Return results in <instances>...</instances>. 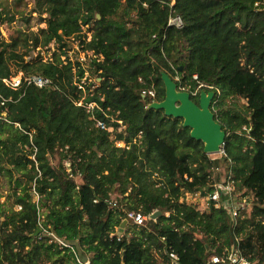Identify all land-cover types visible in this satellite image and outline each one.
Masks as SVG:
<instances>
[{"label": "trees", "instance_id": "1", "mask_svg": "<svg viewBox=\"0 0 264 264\" xmlns=\"http://www.w3.org/2000/svg\"><path fill=\"white\" fill-rule=\"evenodd\" d=\"M32 1L22 20L36 14L45 27L10 41L2 26L18 12L0 4V180L8 186L0 264H77L49 233L89 264H171L169 250L178 264H211L236 239L242 256L264 264V0ZM175 18L181 27L170 25ZM73 42L92 53L89 69L71 60ZM52 45V60L34 56ZM163 72L191 92L213 87L212 110L227 133L220 158L182 119L150 108L165 99ZM15 73L52 85L13 89L3 80ZM91 76L100 82L87 84ZM153 85L156 97H143ZM80 102L97 107L90 113ZM229 174L254 202L234 228L213 203L201 212L181 201L186 192L211 193ZM115 191L119 210L108 205ZM156 210L144 227L129 222L119 240L128 212Z\"/></svg>", "mask_w": 264, "mask_h": 264}, {"label": "built area", "instance_id": "2", "mask_svg": "<svg viewBox=\"0 0 264 264\" xmlns=\"http://www.w3.org/2000/svg\"><path fill=\"white\" fill-rule=\"evenodd\" d=\"M170 25L181 27L182 21L180 18H175L170 21ZM176 79L179 82L181 81L180 76H177ZM194 79L197 80L198 76L195 75ZM85 80L86 79H84V81L79 85V89L85 90L84 89ZM3 82L5 83L6 86L13 89L20 88L23 84L26 86H36L41 89L48 88L52 85V81L50 79L45 78L41 75H32L29 77H24L22 73H20L18 77L12 76L10 78L4 79ZM178 90L189 92L192 95V97H197V96L199 97L200 93L203 90H205L206 92H211L213 90V87L210 86L208 87V89H204V85H200L195 92H191L189 90H186L185 88H181L178 86ZM142 95L143 97L155 98L156 97L155 86L153 85L149 90L143 91ZM77 104L80 106H84L87 109V111L90 113H93L94 109L97 107L95 103L83 104V102H80ZM97 125L102 129H106V125L103 122H98ZM223 153L224 151L222 147L221 154ZM205 200L206 202H208L209 205L213 203L215 208L218 209L222 208L230 214L232 219L231 222L232 228L235 227L237 218L240 217L242 212L243 211L250 212L252 207L254 206V202L249 195H244L242 193L236 192V188L231 174H229V176L226 179H224L222 182L216 183L214 185L213 191L211 193L206 194ZM108 205L109 208L111 209L119 210L116 200L113 199L109 200ZM156 212L157 210L154 211L150 217H146L139 212L131 211L127 213V221L128 223L131 222L135 226L144 227L146 226L148 220L151 219ZM49 236H51V238L62 247H67L73 250L74 254H76L77 256V264H89V261L87 263L83 262V256L80 257L70 243L57 238L56 235L54 234H50ZM122 237H119V240ZM168 254L171 258V264H178L180 262V256L175 251L169 250ZM210 263L211 264H253L244 256H242L238 239H236V243L232 248L225 250V254L223 256H213L210 260Z\"/></svg>", "mask_w": 264, "mask_h": 264}, {"label": "water", "instance_id": "3", "mask_svg": "<svg viewBox=\"0 0 264 264\" xmlns=\"http://www.w3.org/2000/svg\"><path fill=\"white\" fill-rule=\"evenodd\" d=\"M100 18V16H98ZM166 89L165 99L161 102H153L151 109L164 111L167 117L183 120V126L191 130V137L204 144V152L208 155L221 153L225 144L227 133L221 124L215 119L212 103L215 92L203 90L198 97V104L193 100L189 92L179 91L178 85L171 76L165 72L161 74ZM162 212L157 211L152 218L157 219ZM128 221L125 220L117 232L122 236ZM41 232L39 228L35 236ZM125 255V254H124ZM89 259L83 256V262Z\"/></svg>", "mask_w": 264, "mask_h": 264}, {"label": "rangeland", "instance_id": "4", "mask_svg": "<svg viewBox=\"0 0 264 264\" xmlns=\"http://www.w3.org/2000/svg\"><path fill=\"white\" fill-rule=\"evenodd\" d=\"M1 2H4V4L6 6H8V10H13L14 12H18L17 16H16V21L13 22L12 24H7V25H3L2 26V34L3 37L5 38V40L10 41V39L14 36L17 35V32L21 29H25V30H32L34 32H38L40 28H44L45 25L41 24V22L39 21L38 17L36 14L33 15L30 23H25L22 18H28L30 17V12L34 6V2L32 0H25L24 3H22L19 7L15 8L13 5V0H0V4ZM3 9V7H1ZM88 28L84 27V31H87ZM89 38L91 37V33L88 34ZM38 52H40L41 56L44 57L45 60H52V57L55 53H58V49L57 46L52 45L51 48H45L42 51H40L38 49V51L36 53H34V56H37ZM69 56L71 58V60L73 61H79L80 63L83 64L84 68L89 69L90 66V60L93 57L92 53H84L80 50V48L78 47L76 42H73L71 44V50L69 52ZM65 60V58H63ZM20 74V73H19ZM17 73H15V75H13V77H18ZM88 76V75H87ZM98 82H100L99 79H96L94 77L91 76L90 79L87 80V84H97ZM242 103H245L244 100L241 101ZM240 102V103H241ZM112 131V129H111ZM119 146L124 147L125 145L123 143H118ZM212 158H220L221 154H212L210 155ZM59 160L60 157L58 154H56L53 158H52V163L53 165H58L59 164ZM225 168L222 167L221 172H223ZM76 182L80 184V180L79 178L76 179ZM7 190H8V186L5 182V179H1L0 180V200L1 202H5L6 201V195H7ZM112 199L113 200H119L120 196L118 194L117 191H115L112 195ZM206 195L202 192H195V193H190V192H186L183 197H182V201L187 203L188 205H192L195 206L197 210L201 211V212H208L210 205L208 204V202H206L205 200ZM36 200H38L36 198ZM18 209V208H17ZM119 230V229H118ZM118 232V231H117ZM47 234V233H46ZM51 233L47 234L50 235ZM124 234H125V230H124ZM124 234L122 236H124ZM117 235V234H116ZM122 236H117L122 237Z\"/></svg>", "mask_w": 264, "mask_h": 264}, {"label": "flooded vegetation", "instance_id": "5", "mask_svg": "<svg viewBox=\"0 0 264 264\" xmlns=\"http://www.w3.org/2000/svg\"><path fill=\"white\" fill-rule=\"evenodd\" d=\"M198 104V103H197Z\"/></svg>", "mask_w": 264, "mask_h": 264}]
</instances>
